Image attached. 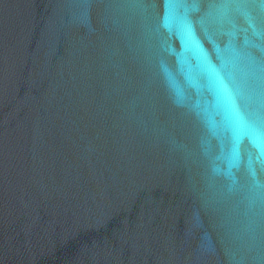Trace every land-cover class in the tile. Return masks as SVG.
Listing matches in <instances>:
<instances>
[{"label": "water", "instance_id": "1", "mask_svg": "<svg viewBox=\"0 0 264 264\" xmlns=\"http://www.w3.org/2000/svg\"><path fill=\"white\" fill-rule=\"evenodd\" d=\"M0 264H264V0H0Z\"/></svg>", "mask_w": 264, "mask_h": 264}]
</instances>
